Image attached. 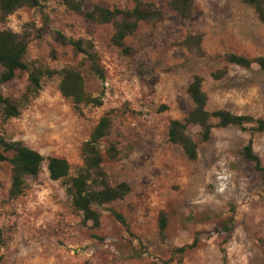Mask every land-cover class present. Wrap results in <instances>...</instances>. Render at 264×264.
<instances>
[{
  "label": "rangeland",
  "instance_id": "1",
  "mask_svg": "<svg viewBox=\"0 0 264 264\" xmlns=\"http://www.w3.org/2000/svg\"><path fill=\"white\" fill-rule=\"evenodd\" d=\"M81 1L86 10L96 4L134 6L131 0ZM149 1L162 10L163 19L141 24L127 38L129 54L111 43V25L87 21L63 0H42L40 7L20 9L0 24L16 33L31 32L27 62L54 70L77 67L86 91L103 94L101 107H84L79 114L61 95L60 77L45 78L40 95L19 117L4 121L0 114V136L23 141L45 158H65L74 172L82 165L83 143L100 118L112 113L111 134L102 144L115 143L119 156L104 166L113 184L131 187L124 199L100 208L101 225L94 228L72 209L62 183L50 179L47 161L18 198L9 193L12 166L0 161L5 238L0 264H264V178L243 153L252 140L264 166V132L253 131L255 123L216 127L194 161L168 138L170 122L183 120L193 108L188 87L196 75L203 79L209 111L264 119V72L257 64L249 69L227 64L223 57L264 56V23L239 0H193L188 19L172 9L171 0ZM56 32L91 40L105 80L90 72L82 55L60 45ZM189 35L203 36L207 57L181 45ZM225 66L227 74L215 79ZM2 73L0 65V79ZM27 78L18 73L0 81V94L20 97ZM231 217L234 231L226 239L222 226Z\"/></svg>",
  "mask_w": 264,
  "mask_h": 264
},
{
  "label": "trees",
  "instance_id": "2",
  "mask_svg": "<svg viewBox=\"0 0 264 264\" xmlns=\"http://www.w3.org/2000/svg\"><path fill=\"white\" fill-rule=\"evenodd\" d=\"M134 6L131 9L110 8L107 5L96 4L90 10L84 8L83 1L63 0L67 9L81 14L87 21L100 25H111L113 34L111 43L125 53H130L126 40L136 33L141 24H156L163 19L162 10L149 0H131ZM251 6L260 22L264 23V0H239ZM42 0H0V24H4L8 17L23 8H38ZM170 6L182 18H191L194 11L193 0H171ZM31 32L16 33L11 29L0 28V65L3 67L1 83L13 80L18 73H27V85L18 98L6 97L0 94V114L4 121L17 118L22 110L36 99L42 89L43 80L56 75L60 77L59 91L69 100L74 109L83 114L84 107H101L103 94L92 96L86 91L85 79L77 67L66 66L54 70L40 63L26 61ZM55 40L62 46L70 47L76 55H82L89 65L90 72L99 80H105V70L100 64L95 45L91 40L83 38L73 39L62 32L55 33ZM202 35H189L181 42L188 51L197 57H207L202 47ZM227 64H233L246 69L257 64L264 72V56L249 58L234 53L223 56ZM225 66L217 70L213 77L222 79L227 74ZM202 77L194 76L188 87V94L192 100L193 108L183 120H172L168 128V138L173 144L179 145L189 160H196L201 144L210 140L212 130L216 127L229 126L245 127L246 124L255 123L252 128L256 132H264V119H254L250 116L236 115L230 111L207 109L208 96L202 88ZM216 121V123L214 122ZM114 124L112 113H107L100 118L93 128L90 137L81 148L82 165L73 172L70 163L62 157L45 158L40 152L27 146L23 141H13L0 136V161H8L12 166L11 188L12 198L23 195L26 181L29 177L40 174L42 166L47 161V170L52 181H59L65 187V192L70 200L72 209L81 216L84 225L89 222L94 228L101 225L102 213L100 208L118 200L124 199L131 192L129 184L123 182L113 184L104 163L116 161L119 150L115 143L103 146V141L111 134ZM200 128L195 133L193 129ZM11 153V157L6 154ZM244 156L254 164L264 178V166L260 157L254 153L252 140L244 148ZM113 215L124 222L122 215L113 212ZM234 219L231 217L223 223L222 231L226 239L234 231ZM165 226L164 220L161 222ZM5 244L4 233L0 230V246ZM185 247L181 251H184ZM1 262V258H0Z\"/></svg>",
  "mask_w": 264,
  "mask_h": 264
}]
</instances>
